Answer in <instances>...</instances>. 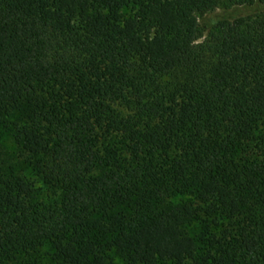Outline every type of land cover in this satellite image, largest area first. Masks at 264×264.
<instances>
[{"label": "trees", "instance_id": "trees-1", "mask_svg": "<svg viewBox=\"0 0 264 264\" xmlns=\"http://www.w3.org/2000/svg\"><path fill=\"white\" fill-rule=\"evenodd\" d=\"M22 108L0 264H264V0H0V123Z\"/></svg>", "mask_w": 264, "mask_h": 264}, {"label": "rangeland", "instance_id": "rangeland-1", "mask_svg": "<svg viewBox=\"0 0 264 264\" xmlns=\"http://www.w3.org/2000/svg\"><path fill=\"white\" fill-rule=\"evenodd\" d=\"M262 9L263 6H259V5L254 6L253 8L250 9L242 8V7L226 9L222 7L213 12L207 13L203 16H199V24L203 31V37L199 40V42L204 41L209 36V34L222 22L231 20L237 15H241L249 12H256ZM123 13L125 16H129L133 14V11L131 10L130 7H128L123 10ZM25 116H26L25 108H22L21 110H15L9 115L5 116L3 118L2 123H0V151L8 152L10 155H13L15 157V160H24V159L18 157L19 150L14 140V131H15L14 124L22 123L25 120ZM20 166L23 167L27 172H29L27 164L24 163V161H21ZM55 198L56 197L53 196L50 192H48L46 189H44L43 193L40 196L41 200H49ZM181 200L189 201L192 200V197H190L189 195H180L174 199V201H181ZM230 222L231 221L225 217L217 216L216 224L211 225V227L208 228L206 224L196 222L189 228V230L192 236H194L198 241L199 246L201 248H205L204 244L200 242L203 232H207L208 236H210L211 234H216L219 236L228 227ZM45 251L47 252V255L45 254L43 258L37 262V264H53L50 255L53 252L52 245L48 244L45 247ZM25 263H27V260L25 261ZM16 264H22V263L21 261H18Z\"/></svg>", "mask_w": 264, "mask_h": 264}]
</instances>
